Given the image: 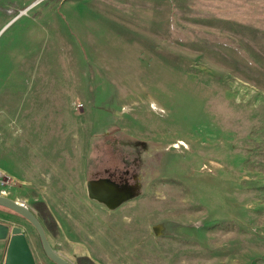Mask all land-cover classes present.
<instances>
[{"label": "rangeland", "instance_id": "1", "mask_svg": "<svg viewBox=\"0 0 264 264\" xmlns=\"http://www.w3.org/2000/svg\"><path fill=\"white\" fill-rule=\"evenodd\" d=\"M0 173L69 258L264 264V0H0Z\"/></svg>", "mask_w": 264, "mask_h": 264}, {"label": "water", "instance_id": "2", "mask_svg": "<svg viewBox=\"0 0 264 264\" xmlns=\"http://www.w3.org/2000/svg\"><path fill=\"white\" fill-rule=\"evenodd\" d=\"M101 189H106L108 191L105 192ZM119 189L120 188L118 187H113L105 183H97L95 185L91 184L89 186V195L92 199L98 200L99 202H102L111 207L110 200H112V197H114L115 194H110L109 191H118ZM116 196H118V194ZM123 198L124 195L122 197H117V199L120 200ZM0 208L16 214L33 228L39 239L41 248L47 258H49L56 264H67L55 253H53L47 243L41 225L39 224L33 213L26 206H24L20 202L0 195ZM0 241H4L5 243L3 264H34L30 247L27 243L25 235L22 233L20 228L16 226H12L9 228L6 224L0 223Z\"/></svg>", "mask_w": 264, "mask_h": 264}, {"label": "crops", "instance_id": "3", "mask_svg": "<svg viewBox=\"0 0 264 264\" xmlns=\"http://www.w3.org/2000/svg\"><path fill=\"white\" fill-rule=\"evenodd\" d=\"M17 179H18V181L21 183V184H28L29 183V180L28 179H26V177H23L22 176V178L21 177H17ZM14 181H16V182H18L16 179H14ZM108 182V181H107ZM99 183H105V184H107V185H110V186H113V187H116L115 185H113L112 183H106V180L104 179V181L103 182H99ZM91 184V183H90ZM90 184H89V186H90ZM94 185L95 184H97V183H93ZM88 186V187H89ZM69 187H67L66 186V189H64V187H60L58 184H56V185H54L53 186V189L51 190V192H61V191H64V192H69L70 191V189H68ZM89 189V188H88ZM71 191H73V190H71ZM123 192H124V194H125V199L123 198V199H121V200H129L128 198L130 197V194H129V192H128V190L126 189V188H124L123 189ZM129 195V196H128ZM95 200V199H94ZM96 201H98V200H96ZM118 204V203H117ZM121 206L122 205H119V207L121 208ZM119 208V209H120ZM117 207H116V209H114L113 210V212H109V214L107 213V211H106V213H107V215H110V214H114V212H116V211H118L119 210ZM0 223H4L3 221H0ZM64 237V236H63ZM70 240V238H65L64 237V241H69ZM92 241V240H91ZM58 245V244H57ZM4 250H5V243H4V241H0V264H3V256H4ZM72 250L75 252V253H78L79 255H87V256H89V257H91L92 259H95L96 260V255L95 254H97V255H100L101 256V254H106V253H103L102 252V249H101V247H92L91 249H89V248H81V249H73L72 248ZM76 251H78V252H76ZM95 253V254H94ZM97 262H98V260H96Z\"/></svg>", "mask_w": 264, "mask_h": 264}, {"label": "flooded vegetation", "instance_id": "4", "mask_svg": "<svg viewBox=\"0 0 264 264\" xmlns=\"http://www.w3.org/2000/svg\"><path fill=\"white\" fill-rule=\"evenodd\" d=\"M103 191H108L106 189H101ZM99 191V190H97ZM119 191V192H118ZM118 191H109L110 194L114 193L115 194V198L117 199V197H122L123 196V191L121 189H119ZM117 192V193H116ZM108 194V193H106ZM118 194V196H116ZM112 197V198H114ZM120 199H117L115 201H111V202H114V205L117 204L119 202ZM3 209V208H2ZM5 210V209H4ZM8 211V210H7ZM3 224H6V223H3ZM7 225V224H6ZM8 226V225H7ZM9 227V226H8ZM10 228V227H9ZM37 236V235H36ZM46 237V236H45ZM26 238V237H25ZM38 239V237H37ZM27 240V238H26ZM47 240V238H46ZM38 242H39V239H38ZM28 243V241H27ZM49 247L51 248V250L53 251V253H55L58 257H60L63 261H65L67 264H93V259L87 255H75L73 256L72 258H69L67 256H65L63 253H61L60 251L54 249L50 244L49 242L47 241ZM29 247H30V244L28 243ZM39 245H40V242H39ZM30 250H31V254H32V257H33V261H34V264H56L55 262L51 261L49 258H47V256L44 254L42 248H41V245H40V254L39 255H35L30 247Z\"/></svg>", "mask_w": 264, "mask_h": 264}, {"label": "built area", "instance_id": "5", "mask_svg": "<svg viewBox=\"0 0 264 264\" xmlns=\"http://www.w3.org/2000/svg\"><path fill=\"white\" fill-rule=\"evenodd\" d=\"M9 182L10 178L5 174L0 173V187L7 186Z\"/></svg>", "mask_w": 264, "mask_h": 264}]
</instances>
